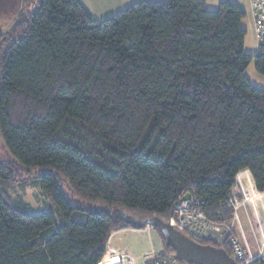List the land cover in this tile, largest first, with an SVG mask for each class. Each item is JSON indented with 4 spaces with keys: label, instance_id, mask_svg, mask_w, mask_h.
Returning a JSON list of instances; mask_svg holds the SVG:
<instances>
[{
    "label": "trees",
    "instance_id": "1",
    "mask_svg": "<svg viewBox=\"0 0 264 264\" xmlns=\"http://www.w3.org/2000/svg\"><path fill=\"white\" fill-rule=\"evenodd\" d=\"M245 18L232 0H143L103 20L79 0L23 1L0 31V264H99L135 227L104 210L168 221L187 193L229 222L243 169L264 192V90L246 74L264 75V51L245 50ZM227 236L196 241L235 257Z\"/></svg>",
    "mask_w": 264,
    "mask_h": 264
},
{
    "label": "rangeland",
    "instance_id": "2",
    "mask_svg": "<svg viewBox=\"0 0 264 264\" xmlns=\"http://www.w3.org/2000/svg\"><path fill=\"white\" fill-rule=\"evenodd\" d=\"M24 1V0H23ZM23 1L20 4L21 9ZM35 0H32V2ZM12 0H0V31L7 30L13 23L14 10L9 13ZM15 14V15H14ZM243 27L247 30L245 50L249 53H254L257 44L254 38L252 23L246 17L242 22ZM246 74L250 78L252 84L264 90V75H261L255 67V62L252 61L246 69ZM12 157L6 148L5 142L0 138V161L10 160ZM238 180L244 185L247 192H251L255 186V181L249 169H243ZM245 173V174H244ZM24 196L32 206L35 212H43L50 210L48 200L43 196L39 187H29L24 191ZM236 199V197H233ZM238 199H236L237 201ZM240 201V200H239ZM244 206L248 213L239 214L235 221L241 227L242 234L251 241L252 246L261 248V243L264 241V192L260 197L252 198L238 208ZM133 227V226H132ZM233 233V232H232ZM234 235V234H232ZM160 236V235H159ZM158 236V233L151 226L141 228H123L115 230L111 236L112 242L126 249L137 259L139 264L143 263V256L153 250L163 248V243ZM120 238V239H119ZM222 240V239H221Z\"/></svg>",
    "mask_w": 264,
    "mask_h": 264
},
{
    "label": "built area",
    "instance_id": "3",
    "mask_svg": "<svg viewBox=\"0 0 264 264\" xmlns=\"http://www.w3.org/2000/svg\"><path fill=\"white\" fill-rule=\"evenodd\" d=\"M250 15L254 38L258 48L264 51V0H250ZM189 194V198L184 195L176 202L169 217L168 221L175 228L195 240L204 237L218 240L232 232V228L228 224L210 218L203 208L204 202L198 195ZM240 202L231 198L228 205L235 209L241 205ZM226 239L234 251L236 264H252L256 258H264L263 250L259 256L249 257L247 251L234 235L229 234ZM143 261L144 264H190L180 259L174 249L172 251L153 250L144 256ZM137 262L136 259L122 249L109 248L99 264H138Z\"/></svg>",
    "mask_w": 264,
    "mask_h": 264
},
{
    "label": "water",
    "instance_id": "4",
    "mask_svg": "<svg viewBox=\"0 0 264 264\" xmlns=\"http://www.w3.org/2000/svg\"><path fill=\"white\" fill-rule=\"evenodd\" d=\"M189 196V193L186 194V198ZM100 209L104 210L102 207ZM104 211L125 224H132L140 228L151 226L159 229L178 257L190 264H236V259L225 248L201 244L159 216L140 218L121 208Z\"/></svg>",
    "mask_w": 264,
    "mask_h": 264
},
{
    "label": "crops",
    "instance_id": "5",
    "mask_svg": "<svg viewBox=\"0 0 264 264\" xmlns=\"http://www.w3.org/2000/svg\"><path fill=\"white\" fill-rule=\"evenodd\" d=\"M22 1L23 0H12L9 13L14 10V13L17 15L19 12L20 4L22 3ZM79 1L82 3V5L87 9V11L91 14V16L94 19L103 20V19H106L107 17H110L111 15L116 13L117 11L124 9L125 7L129 6L130 4H132L134 2H138V1H143V0H79ZM155 1L165 2L167 0H155ZM221 1H223V0H205L208 8H210V9H216ZM232 1L238 3L242 8H244V10L246 11V17H248L249 21L251 22L250 0H232ZM16 15L14 17H16ZM256 44H257V42H256ZM258 50L259 49H258V45H257L254 53H257ZM242 172H244V171L239 172V174L237 176V180H238L239 175ZM238 183H239V188L241 191V197H236V199L240 200L241 204L246 203L247 201H249L252 198L260 197L263 193V192H258V190L256 189L255 186L252 190H250L251 192H247L244 185L241 184L239 182V180H238ZM245 213H248V212L244 206H242L240 208H238V207L235 208L234 209V216H233L232 220H230L229 222H226V224H228L232 228L234 236L239 241V243L244 247V249L247 251L248 256L249 257H257L261 254L262 250L264 251V241L261 243V248H259V250L257 249V247L252 246V243L249 240L250 238L247 239L242 234L243 232L241 230V227L239 228V226H238L239 224H237V222L235 221V218L237 215L241 214V216H242V214L245 215ZM123 228H135V227L125 226V227L120 228V230ZM136 228H140V227H136ZM155 232L158 233L157 230H155ZM112 234H111V236H112ZM111 236L109 238V244H108L107 249H109V248H111V249L112 248L122 249L123 251H125L129 255H131L134 259H136L135 256H133L131 253H129L126 249L115 245L112 242ZM158 236H159V234H158ZM160 239L162 241L161 237H160ZM218 240H220V239H218ZM162 243H163V241H162ZM147 254H145V255H147ZM144 256H143V258H144ZM142 264H144V261Z\"/></svg>",
    "mask_w": 264,
    "mask_h": 264
}]
</instances>
